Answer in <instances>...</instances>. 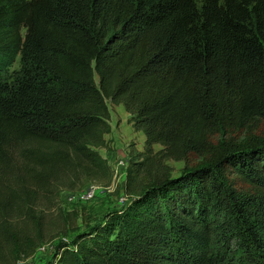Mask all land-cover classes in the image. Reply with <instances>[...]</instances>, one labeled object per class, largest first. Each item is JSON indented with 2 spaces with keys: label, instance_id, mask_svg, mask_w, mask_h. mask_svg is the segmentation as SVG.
<instances>
[{
  "label": "trees",
  "instance_id": "1",
  "mask_svg": "<svg viewBox=\"0 0 264 264\" xmlns=\"http://www.w3.org/2000/svg\"><path fill=\"white\" fill-rule=\"evenodd\" d=\"M108 101L145 136L129 200L51 264H264V0H0V243L14 260L37 247L27 223L41 240L40 198L110 183Z\"/></svg>",
  "mask_w": 264,
  "mask_h": 264
},
{
  "label": "rangeland",
  "instance_id": "2",
  "mask_svg": "<svg viewBox=\"0 0 264 264\" xmlns=\"http://www.w3.org/2000/svg\"><path fill=\"white\" fill-rule=\"evenodd\" d=\"M17 70H19L18 59L10 68L11 72ZM108 105L112 108V123L114 124L118 114L113 110L110 101H108ZM114 133L117 142L113 143L115 141L114 138L109 141L113 143L110 146L111 150H100L101 155L111 166L118 159H128L131 149L135 151L143 150V141L139 140L138 136L135 135V130L132 127L125 125V128L120 130L115 126ZM120 134H123V136ZM121 138L123 141L120 140ZM153 148L154 150H159L161 147L156 144ZM167 163L173 168V176L178 175L183 167V162L170 160ZM88 184L63 188L57 197L53 194L52 198L50 196L40 198L38 209L43 214L40 230L41 240L38 241L39 236L29 223L20 232L33 238L38 243L37 247L30 256L14 260L2 241L0 243V264H51L56 246L59 243L71 240L78 232L99 220L108 211L121 207L118 199L119 195L123 194L121 193L122 189L118 188L108 191L104 189L108 184L97 183L101 185V189L96 192L93 199L86 200L83 197V192ZM69 194H72V197L68 199Z\"/></svg>",
  "mask_w": 264,
  "mask_h": 264
},
{
  "label": "built area",
  "instance_id": "3",
  "mask_svg": "<svg viewBox=\"0 0 264 264\" xmlns=\"http://www.w3.org/2000/svg\"><path fill=\"white\" fill-rule=\"evenodd\" d=\"M110 165V164H109ZM128 165V159H118L116 160L111 168V181L104 189L106 190H115V189H122L121 193H123L121 196L119 195L118 202L119 204L123 205L128 202L129 195L125 192V178H126V168ZM101 189V185L97 183H89L87 187L84 189L83 197L86 200H91L96 195V192ZM72 197V194H69L67 197L68 199Z\"/></svg>",
  "mask_w": 264,
  "mask_h": 264
},
{
  "label": "crops",
  "instance_id": "4",
  "mask_svg": "<svg viewBox=\"0 0 264 264\" xmlns=\"http://www.w3.org/2000/svg\"><path fill=\"white\" fill-rule=\"evenodd\" d=\"M112 107H113V110L118 114V117L115 119V122L113 124L112 123V111H111L112 108L108 105L109 112H110V121H109V124L111 126V132L109 134H107L105 136V138L108 141V143H109L110 146L113 143H116L117 142V140L115 138V133H114V127L115 126L117 128H119L120 130H122L123 128H125V125H127V127L128 126L132 127L131 124L128 122L129 114L125 111V109L122 106V104H119V105L112 104ZM120 135L123 136V134H120ZM135 135L138 136L139 140H142L143 141V147H144V142H145V136H144V134L141 131H135ZM112 138H114L115 141L113 143L112 142L110 143L109 141ZM120 140L123 141L122 138Z\"/></svg>",
  "mask_w": 264,
  "mask_h": 264
}]
</instances>
